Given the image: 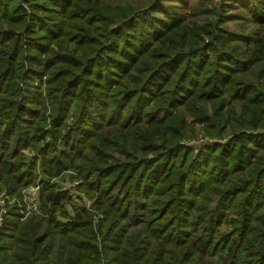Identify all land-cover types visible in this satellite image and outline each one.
Listing matches in <instances>:
<instances>
[{"label": "trees", "instance_id": "obj_1", "mask_svg": "<svg viewBox=\"0 0 264 264\" xmlns=\"http://www.w3.org/2000/svg\"><path fill=\"white\" fill-rule=\"evenodd\" d=\"M30 185L0 264H264V0H0V194Z\"/></svg>", "mask_w": 264, "mask_h": 264}, {"label": "rangeland", "instance_id": "obj_2", "mask_svg": "<svg viewBox=\"0 0 264 264\" xmlns=\"http://www.w3.org/2000/svg\"><path fill=\"white\" fill-rule=\"evenodd\" d=\"M35 84L40 85V82H37ZM208 111L210 113L212 110L209 109ZM248 133H250V132H248ZM255 133H260V131H257ZM190 134L183 135L181 137L180 144L185 146V147L192 148L195 153H197V151H199L200 149L204 148V146H207V147L210 146L211 147V146H214L215 144H218V143L223 144L226 141V138L219 139V138L212 137L211 135H209L206 132L205 125L202 123L197 126L196 131L193 132V136H190ZM23 154L28 160H31L35 157V153L30 149L25 150L23 152ZM67 180H69V179H67ZM53 181H54V183L57 184L58 187H60V189L62 191H69L70 192L71 201H69L66 205L67 210L69 211L70 215L75 213L74 210L77 211L79 209H86L88 211H92L91 203L86 201V198H84V195H79L76 192L75 186H77L79 184L77 181H74V183H62L59 180H53ZM32 186L33 185H30L29 187H32ZM39 189H40V187H39ZM5 195H6V193H5ZM24 198L26 200L28 199L27 201L30 203L29 204L25 203L23 201ZM10 204L11 205H14V204L18 205V208H19L21 216H22L21 220H25L29 215H32V214L43 217V212L38 208L39 206L33 207L31 201H29V196H27V197L24 196V190L22 191L21 198L10 199ZM7 211H8V207H7ZM98 221H99V218L97 215V216H95L94 224L97 225Z\"/></svg>", "mask_w": 264, "mask_h": 264}, {"label": "built area", "instance_id": "obj_3", "mask_svg": "<svg viewBox=\"0 0 264 264\" xmlns=\"http://www.w3.org/2000/svg\"><path fill=\"white\" fill-rule=\"evenodd\" d=\"M24 196H29V201H31L33 207L39 206V186L26 188L24 190ZM27 200L25 198L23 199L25 203L29 204L30 202H28ZM8 203L10 205L9 198L5 195V193L0 194V227L2 226L3 217L7 213Z\"/></svg>", "mask_w": 264, "mask_h": 264}]
</instances>
